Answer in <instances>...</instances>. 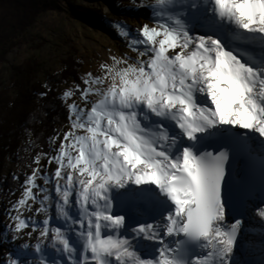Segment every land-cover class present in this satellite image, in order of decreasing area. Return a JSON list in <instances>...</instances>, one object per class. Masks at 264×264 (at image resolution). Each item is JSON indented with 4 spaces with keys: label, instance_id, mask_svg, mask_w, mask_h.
Returning a JSON list of instances; mask_svg holds the SVG:
<instances>
[{
    "label": "snow or ice",
    "instance_id": "6c2138e0",
    "mask_svg": "<svg viewBox=\"0 0 264 264\" xmlns=\"http://www.w3.org/2000/svg\"><path fill=\"white\" fill-rule=\"evenodd\" d=\"M141 6L151 24L118 25L136 58L63 91L69 127L8 213L4 238L27 240L7 264H250L238 237L250 208L264 220V180L251 204L228 166L256 142L264 174V0Z\"/></svg>",
    "mask_w": 264,
    "mask_h": 264
},
{
    "label": "rangeland",
    "instance_id": "374dc122",
    "mask_svg": "<svg viewBox=\"0 0 264 264\" xmlns=\"http://www.w3.org/2000/svg\"><path fill=\"white\" fill-rule=\"evenodd\" d=\"M151 3H154V0H71L74 12L70 11L69 5H66L61 11L45 10L22 37L20 44L9 52L6 61L0 65V104L3 102V98H7L12 93V75L15 69L25 66L32 58L42 64L39 79L45 80L48 74L62 71L64 63L71 57H75L81 63L79 68L80 83L81 77L87 72L101 74L100 65H110L113 56L120 58L124 53H128L135 59L137 54L129 47V39L121 36V28L118 25L124 27L126 31L130 32V35L134 36L136 30L142 25L152 23L149 18V9L141 6ZM97 7L102 10L103 18L97 24H92L85 19L87 13L83 9L92 10ZM74 84H79V82L69 81L61 85L58 95L61 97L63 91L71 88ZM4 92L7 94L2 97ZM74 99H77L79 103L78 98ZM64 105L66 106L65 102ZM68 127L69 125L62 130L61 137ZM47 153L52 155V148ZM32 155H27L23 163H6L2 174L5 177L13 178L14 182L19 180L15 177L21 176L22 179L14 184V190L9 182H4L10 186L9 192L0 185V228L2 233L0 264H7L8 254L14 252L17 245L27 240L25 236L24 240L13 242L10 239H5L4 234L11 236L9 228L6 227L11 223L8 213L12 210L13 203L21 198L26 175H30L37 167L33 163L37 153ZM46 164L47 159H42L41 165ZM28 215H32V213L26 212L25 216ZM258 240H261V237Z\"/></svg>",
    "mask_w": 264,
    "mask_h": 264
},
{
    "label": "trees",
    "instance_id": "16d2710c",
    "mask_svg": "<svg viewBox=\"0 0 264 264\" xmlns=\"http://www.w3.org/2000/svg\"><path fill=\"white\" fill-rule=\"evenodd\" d=\"M66 5L74 12L71 0H0V65L45 10L61 11ZM83 11L87 13L88 22L102 21L100 8H84ZM80 66L81 63L71 57L62 71L48 74L45 80L39 79L42 64L35 58L15 69L12 93L0 104V185L6 191H10V186L4 182H9L13 189L22 179L19 176L14 182L13 178L3 176L6 163H23L27 155L49 152L50 138L69 125L66 106L58 90L69 81L80 83ZM4 93L2 97L7 94Z\"/></svg>",
    "mask_w": 264,
    "mask_h": 264
},
{
    "label": "bare ground",
    "instance_id": "6f19581e",
    "mask_svg": "<svg viewBox=\"0 0 264 264\" xmlns=\"http://www.w3.org/2000/svg\"><path fill=\"white\" fill-rule=\"evenodd\" d=\"M254 147L256 149H259L258 147H256L255 142ZM250 203L258 206L259 198H253ZM144 210L140 211L143 212ZM251 230L254 231L251 233ZM241 232L245 233V239L248 243L250 252H244V258L248 260L250 264H261V261H264V256H260L258 252H260L259 250L264 247V244L260 243L261 240L264 239V220H261L258 216H256L251 208L246 213L244 225ZM259 237H261V240H258ZM253 250H255V252L257 253H254Z\"/></svg>",
    "mask_w": 264,
    "mask_h": 264
}]
</instances>
